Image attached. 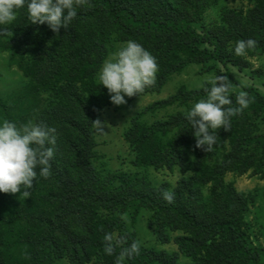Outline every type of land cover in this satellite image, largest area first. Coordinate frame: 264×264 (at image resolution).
Masks as SVG:
<instances>
[{
  "label": "trees",
  "instance_id": "trees-1",
  "mask_svg": "<svg viewBox=\"0 0 264 264\" xmlns=\"http://www.w3.org/2000/svg\"><path fill=\"white\" fill-rule=\"evenodd\" d=\"M218 1L88 0L58 33L47 24H32L25 7L12 24L0 26V32H11L0 37V53L21 77L10 91L0 89V121L43 124L54 127L57 136L50 175L37 177L31 196L0 193V264H116L133 242L140 251L124 264H264V249L249 245L248 198L224 181L229 172L248 171L264 180V93L243 83L257 75L245 73L249 62L233 51L238 40L249 38L257 47L245 56L264 49V0H246L252 5L246 11L221 5L220 23H205ZM129 40L148 50L159 66L155 83L142 94L159 91L190 64H210L215 75L227 76L237 86L230 94L233 106L240 90L249 93L252 103L231 118V130H215L211 153L196 147L184 114L149 126L134 118L124 139L140 171L104 166L93 128L110 95L98 77L103 61ZM205 96L203 88L179 90L146 111ZM174 166L193 175L172 189L144 174ZM165 190L175 193L172 203L163 199ZM142 211L149 212L148 225L161 242L182 232L172 239L178 251L144 247L123 228L127 217L135 221ZM106 233L122 242L112 255L104 251Z\"/></svg>",
  "mask_w": 264,
  "mask_h": 264
},
{
  "label": "clouds",
  "instance_id": "clouds-1",
  "mask_svg": "<svg viewBox=\"0 0 264 264\" xmlns=\"http://www.w3.org/2000/svg\"><path fill=\"white\" fill-rule=\"evenodd\" d=\"M87 3L88 0H0V26L12 24L17 12L26 7L32 24H47L53 33H58L61 28L68 29L78 10ZM9 35L8 30L0 32V37ZM256 47L257 41L249 38L238 40L233 51L236 56H245ZM158 71L156 58L141 44L129 40L103 61L99 86L108 90L112 104L120 106L126 104L125 97L140 96L152 86ZM200 87L206 96L186 110L184 118L194 130L196 147L211 153L218 140L215 130H231V118L248 108L252 98L247 91L240 90L235 100L238 106H233L230 94L237 86L223 75L207 76ZM95 125L100 126V122ZM56 143L54 127L33 122L18 127L8 120L0 121V193L30 197L37 177L48 178L50 175ZM162 197L172 203L175 193L165 190ZM104 242V251L108 255H112L115 247L122 243L111 233L104 235ZM139 251V244L131 243L121 250L116 264H124Z\"/></svg>",
  "mask_w": 264,
  "mask_h": 264
},
{
  "label": "rangeland",
  "instance_id": "rangeland-1",
  "mask_svg": "<svg viewBox=\"0 0 264 264\" xmlns=\"http://www.w3.org/2000/svg\"><path fill=\"white\" fill-rule=\"evenodd\" d=\"M221 5L226 9L243 11L252 6L246 0H219L206 12L205 23H220ZM244 57L249 62V66L245 68L244 72L254 73L257 77L255 79L244 77L243 83L254 84L264 93V49H259L254 55ZM6 59V54L0 53V89L4 92L14 88L21 78L20 73L14 67L8 68L6 66ZM209 66L210 64H190L180 73L168 78L159 91L146 92L131 98L125 97L126 104L116 106L110 102L103 108L95 119L93 131L97 143L96 151L101 155V161L104 166L110 170H120L129 173L139 172L140 169L136 168L132 163L134 153L124 139V134L131 127L132 120L138 118L139 124L149 126L155 121H165L177 113L184 114L195 103L194 101L153 111H146V109L153 103L165 100L176 94L179 90L192 91L202 89L200 85L203 80L209 75L215 76L214 71L208 69ZM239 75L241 76V74ZM97 121L100 122V126L95 125ZM262 128L264 129V122H262ZM144 174H146L151 183L155 185L167 183L169 189L174 188L179 179L193 175L191 171L182 173L178 166H174L171 170L167 168H149L144 170ZM224 181L232 184L237 191L246 194L248 209L244 215V220L248 226L249 245L252 247L259 246L264 249V180L248 171L242 176L229 172L226 174ZM127 218L124 221L123 228L134 232L137 240L144 247L167 252L178 251L177 245L173 243L172 239L174 236L182 234V232L171 233L170 242L164 243L157 238L155 227H149L148 225L149 212L142 211L135 221H131L130 217ZM183 260L186 261V259ZM60 264H67V261L62 260ZM87 264L98 263L91 261Z\"/></svg>",
  "mask_w": 264,
  "mask_h": 264
}]
</instances>
